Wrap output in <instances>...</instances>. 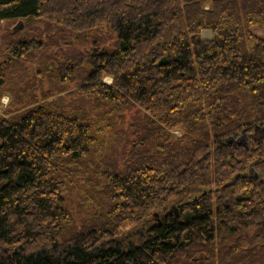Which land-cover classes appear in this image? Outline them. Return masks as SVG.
<instances>
[{
  "label": "trees",
  "instance_id": "16d2710c",
  "mask_svg": "<svg viewBox=\"0 0 264 264\" xmlns=\"http://www.w3.org/2000/svg\"><path fill=\"white\" fill-rule=\"evenodd\" d=\"M17 20L0 43V264H264V0H0ZM41 21L92 43L22 86L7 71Z\"/></svg>",
  "mask_w": 264,
  "mask_h": 264
},
{
  "label": "rangeland",
  "instance_id": "374dc122",
  "mask_svg": "<svg viewBox=\"0 0 264 264\" xmlns=\"http://www.w3.org/2000/svg\"><path fill=\"white\" fill-rule=\"evenodd\" d=\"M25 23L23 22V20H17L15 23H7L6 21H2L0 23V43H2L3 41V36L5 35V33L9 30H14L17 31L19 29H24L25 28ZM39 26V33L44 37L42 39L41 42V46L38 49H35L32 54H33V58H30L29 55L24 56L23 58H20L18 60V63H16L12 68L8 69V73H14L13 79L12 81L18 82L20 83L22 86L28 85L30 84L33 80H37V82L40 84L42 83L44 85L45 88H48L50 85L53 84V80L52 77L49 76H44L39 80V78L35 75V71H37V69H39V67L43 64V62H45V60L53 59V60H57V61H61L60 58H63V54H59L61 50L66 49V51H72V49H74V52L77 49H82L83 48H87V45H91L90 43H92V38H89L87 41V43L85 44H81V39L76 36L78 35L77 33L72 32V30L68 29V28H59L58 25L55 24H51V25H46L45 23H43L42 21L38 24ZM256 33L258 34H262L264 35V27H254ZM106 30H98V32L95 33V35L98 36H103V32H105ZM106 34H109L108 31L105 32ZM203 36L204 37H210L211 36V31L210 30H206L203 29ZM77 37V38H76ZM51 38V39H50ZM56 39L58 42H50L52 41V39ZM67 38V41H64V39ZM79 38V39H78ZM82 38V37H81ZM108 39V43L110 44L112 41V37H107ZM50 40V41H49ZM2 48L5 50V45H2ZM8 51V50H7ZM80 50L76 51V53L74 54V56H76V54H78ZM53 55V57H52ZM104 81L108 82V83H112V78L108 75L104 76L103 79ZM66 83V84H65ZM65 83L63 84V86L67 87L68 84V88L70 90H73V88H75V83L72 82H68L65 81ZM41 85V84H40ZM37 92V91H36ZM69 92V91H66ZM67 94V93H66ZM11 97L8 94H4L3 95V102L4 104H8L10 101ZM254 133L256 135H262L264 136V127H259L257 128ZM248 137V135H247ZM236 141L243 145L245 143H247L246 141H248V139H246L245 137H240L239 141L238 139H236ZM253 175L255 176V172H253ZM139 236L142 237V233H139Z\"/></svg>",
  "mask_w": 264,
  "mask_h": 264
},
{
  "label": "water",
  "instance_id": "95a60500",
  "mask_svg": "<svg viewBox=\"0 0 264 264\" xmlns=\"http://www.w3.org/2000/svg\"><path fill=\"white\" fill-rule=\"evenodd\" d=\"M173 210H175V212L177 213V212H178L177 206L173 207V208L170 209L169 211L171 212V211H173ZM156 215H157V213H156Z\"/></svg>",
  "mask_w": 264,
  "mask_h": 264
}]
</instances>
